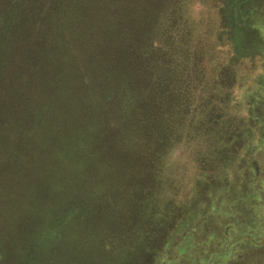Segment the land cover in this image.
<instances>
[{
	"label": "trees",
	"instance_id": "trees-1",
	"mask_svg": "<svg viewBox=\"0 0 264 264\" xmlns=\"http://www.w3.org/2000/svg\"><path fill=\"white\" fill-rule=\"evenodd\" d=\"M207 5L232 61L201 39ZM250 58L264 72V0H0V264H264V73L249 90L233 70ZM191 119L219 140L178 205ZM224 218L248 239L214 261Z\"/></svg>",
	"mask_w": 264,
	"mask_h": 264
},
{
	"label": "rangeland",
	"instance_id": "rangeland-1",
	"mask_svg": "<svg viewBox=\"0 0 264 264\" xmlns=\"http://www.w3.org/2000/svg\"><path fill=\"white\" fill-rule=\"evenodd\" d=\"M192 7L194 8L193 10L195 11L194 18L199 16L198 13L199 11H202V8L199 7L198 3H193ZM207 10L204 9V15L205 17L202 19L204 23V30L201 29L202 31V37L206 42L207 45V51L211 52V61L216 63H226L227 61H232V55L231 52L229 51V48L226 44L221 43L216 40V30H217V12L216 9L211 6L207 5ZM209 8L212 10H209ZM214 11V12H213ZM197 21V20H196ZM197 34V29L196 27H192V33L191 36H195ZM219 61V62H218ZM209 67V66H208ZM233 70H235V75H237L238 81L241 78L243 80V85L244 87H249V90L254 89V85H252L254 76L256 74H262L264 73L263 71L261 72L260 69L255 67V62L253 59H238L234 60L233 62ZM210 71V69H208ZM210 76V73L208 72V77ZM222 78V75H220ZM261 76V75H260ZM236 84V83H235ZM234 84V85H235ZM259 89V96L258 102L261 104H264V86L261 85V83H255ZM236 87L233 88L232 90V96L231 100L225 103L228 106H230L229 110L227 111L229 113H237L239 114H247V108L249 107V104H247V100L244 99L243 97L239 96V88ZM230 89V87H229ZM228 90V89H227ZM245 90H243V93ZM260 106V105H259ZM261 107V106H260ZM230 116V115H229ZM226 115V117H229ZM193 119L190 120H183L186 126H190V129L188 130L190 133L194 134L196 132L200 133L201 138L200 140L195 138V135L191 134V137H182L180 141L172 146V156H175V158L170 157L169 160V169L170 172H175V180L177 183V199L176 203L180 205V202L187 196L192 187L191 184L189 183V177L191 176L192 172H194L197 169V165L195 161L193 160L192 154L196 150L200 151L204 149V152L213 151V149H208L210 145H216L217 140H219L217 131H210L207 129V127L202 126L201 129L197 127V123L192 121ZM257 123V122H256ZM180 138V137H179ZM215 152V151H214ZM211 154L213 156H216V153ZM210 158V156H208ZM172 166V167H171ZM193 181L195 179L191 178ZM30 184L29 189L31 193V186H33L32 181H28ZM226 183H229V181ZM18 197V195L15 196V200ZM14 201V200H13ZM159 202L161 200H158ZM206 207V206H204ZM200 220H202V215H198ZM236 218L241 219V216L239 214L235 215ZM231 219V218H229ZM228 218L221 219L219 222L216 224L213 221H209L208 224L212 228H216L219 230L218 236L213 235L212 237V243L213 246L216 248L215 252L211 254V258L216 261L220 259H224L223 257L220 258L221 256L218 255L216 252L224 253L226 250H231V249H236L239 250L240 247L243 246L244 240L248 239L247 235H245V227H240V225L230 222ZM227 227V228H226ZM224 232H229L228 234H225ZM49 233V232H48ZM146 233V232H145ZM44 234V233H43ZM147 234V233H146ZM47 236H50L47 234ZM54 236V235H53ZM257 242V241H256ZM260 244H264L263 240L259 242ZM258 243V245H260ZM34 244V242H33ZM35 245V244H34ZM238 256L241 255V253L237 254ZM236 255V257H237ZM220 258V259H219Z\"/></svg>",
	"mask_w": 264,
	"mask_h": 264
}]
</instances>
